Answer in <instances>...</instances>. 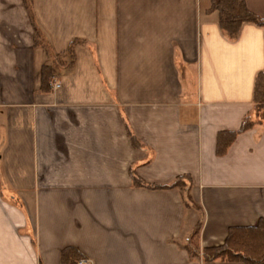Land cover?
<instances>
[{
  "label": "crops",
  "instance_id": "1",
  "mask_svg": "<svg viewBox=\"0 0 264 264\" xmlns=\"http://www.w3.org/2000/svg\"><path fill=\"white\" fill-rule=\"evenodd\" d=\"M245 4L264 18V0ZM210 5L0 0V264H61L69 246L88 264H242L190 258L197 213L130 174L191 177L200 249L264 218V126L216 154L251 108L264 30L244 22L229 40ZM73 39V68L41 92L42 65Z\"/></svg>",
  "mask_w": 264,
  "mask_h": 264
},
{
  "label": "trees",
  "instance_id": "2",
  "mask_svg": "<svg viewBox=\"0 0 264 264\" xmlns=\"http://www.w3.org/2000/svg\"><path fill=\"white\" fill-rule=\"evenodd\" d=\"M210 2L209 11L218 12L219 28L227 39H236L244 22H252L264 30V18H260L249 11L245 0H210ZM79 43H83V40H71L66 50L55 56L52 64L45 63L42 65L40 73L41 92H49L53 80L61 72H69L73 68L75 61L74 46ZM257 126H264V69L255 77L251 108L243 116L239 128L218 132L216 154H224L239 133ZM129 137L136 148L148 149L144 143L136 138L130 128ZM130 174L132 186L135 188L179 189L185 208L192 209L197 213L198 219L183 241L184 248L190 258H200L204 262L220 260L242 264H264V218L259 219L254 226L230 227L222 245L200 249L199 230L203 223V211L190 194L191 177L188 174H181L167 184H156L146 182L139 177L134 166L130 168ZM80 259H82V254L74 247H65L60 252L61 264H77Z\"/></svg>",
  "mask_w": 264,
  "mask_h": 264
},
{
  "label": "built area",
  "instance_id": "3",
  "mask_svg": "<svg viewBox=\"0 0 264 264\" xmlns=\"http://www.w3.org/2000/svg\"><path fill=\"white\" fill-rule=\"evenodd\" d=\"M52 87H58L59 85L56 83V80H53V82H52ZM77 264H88L87 263V261L86 260H84V259H80L79 261H78V263Z\"/></svg>",
  "mask_w": 264,
  "mask_h": 264
},
{
  "label": "rangeland",
  "instance_id": "4",
  "mask_svg": "<svg viewBox=\"0 0 264 264\" xmlns=\"http://www.w3.org/2000/svg\"><path fill=\"white\" fill-rule=\"evenodd\" d=\"M55 80V79H54ZM198 219V218H197ZM197 221V220H196ZM194 223H196V222H194Z\"/></svg>",
  "mask_w": 264,
  "mask_h": 264
}]
</instances>
